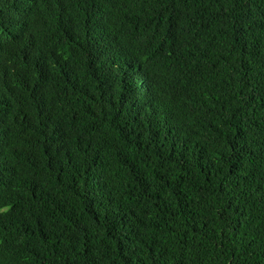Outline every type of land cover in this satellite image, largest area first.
Here are the masks:
<instances>
[{
    "label": "trees",
    "instance_id": "16d2710c",
    "mask_svg": "<svg viewBox=\"0 0 264 264\" xmlns=\"http://www.w3.org/2000/svg\"><path fill=\"white\" fill-rule=\"evenodd\" d=\"M0 264H264V0H0Z\"/></svg>",
    "mask_w": 264,
    "mask_h": 264
}]
</instances>
